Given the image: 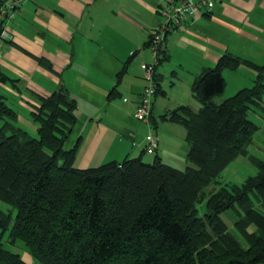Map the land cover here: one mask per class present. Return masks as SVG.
<instances>
[{"label":"trees","instance_id":"trees-1","mask_svg":"<svg viewBox=\"0 0 264 264\" xmlns=\"http://www.w3.org/2000/svg\"><path fill=\"white\" fill-rule=\"evenodd\" d=\"M242 61L223 53L192 82L198 110L181 104L161 114L186 127L191 164L183 168L143 154L79 167V139L64 145L77 120V102L66 87L39 94L31 111L36 134L17 123V110L0 95V200L16 208L0 206V234L22 241L40 264L264 262V159L248 148L259 128L250 110L262 100L264 64H252L258 69L254 85L215 100L225 86L223 69ZM125 69L126 63L118 80ZM240 154L257 172L207 193ZM229 208L247 245L222 217ZM0 264L30 263L1 242Z\"/></svg>","mask_w":264,"mask_h":264},{"label":"crops","instance_id":"crops-1","mask_svg":"<svg viewBox=\"0 0 264 264\" xmlns=\"http://www.w3.org/2000/svg\"><path fill=\"white\" fill-rule=\"evenodd\" d=\"M164 2L25 0L9 22L13 36L0 55V95L7 102L15 99L11 104L18 112L17 123L36 134L31 111L39 94L64 86L77 102V120L64 144L70 148L79 139L75 165L88 167L140 154L150 159L155 154L185 167L186 127L161 114L181 104L198 110L202 103L192 92V82L225 52L245 61L223 69L225 86L215 100L255 84L258 69L252 64H264V0L216 2L209 11L190 16L183 29L169 32L156 69L152 114L143 121L135 115L147 84L143 63L154 59L148 39L161 23L159 7ZM256 109L264 110V93ZM258 124L249 151L264 159V122ZM151 131L159 140L152 153L145 151ZM1 242L28 263L40 264L23 242L10 241L6 232L0 234Z\"/></svg>","mask_w":264,"mask_h":264},{"label":"built area","instance_id":"built-area-1","mask_svg":"<svg viewBox=\"0 0 264 264\" xmlns=\"http://www.w3.org/2000/svg\"><path fill=\"white\" fill-rule=\"evenodd\" d=\"M24 1L0 0V55L4 43L13 36L9 28V22ZM220 1L222 0H165L160 5L159 13L162 17L161 23L149 36V45L154 59L151 62L143 63L147 84L143 88L135 111L137 118L147 121L152 114L153 98L158 84L156 69L165 50V38L167 34L183 29L190 16L209 11L216 2ZM146 140L145 150L150 153L155 152L159 145V140L155 132H149L146 135Z\"/></svg>","mask_w":264,"mask_h":264},{"label":"rangeland","instance_id":"rangeland-1","mask_svg":"<svg viewBox=\"0 0 264 264\" xmlns=\"http://www.w3.org/2000/svg\"><path fill=\"white\" fill-rule=\"evenodd\" d=\"M232 80V79H231ZM234 81V79H233ZM230 85V79H229ZM15 101L12 97L8 98V102L11 104ZM12 105V104H11ZM250 117L254 119L257 123L264 122V110H250ZM189 145V144H188ZM249 148V145H248ZM155 154L149 155L150 159L147 156H143L145 160L152 161ZM153 156V157H152ZM152 157V158H151ZM191 164L189 159H187V164ZM185 165V164H184ZM257 172V166L249 159L248 155L240 154L233 161H231L217 176V179L212 181L206 187L207 193H210L216 190L221 185L227 182H242L248 175L255 174ZM1 207L5 210L11 209L13 213H16V208L5 201L0 200ZM198 207L200 212H203L205 209L204 202L198 203ZM223 219L227 222L229 228L238 236L241 242L244 245H247V241L243 234L238 230V228L234 225V220L238 218L237 212L235 209L229 208L222 213ZM255 224H251L249 229H255ZM6 236H8V231L6 232ZM22 242V241H21ZM7 245L10 246L8 243ZM12 247V246H11ZM257 264H264V262H259Z\"/></svg>","mask_w":264,"mask_h":264}]
</instances>
